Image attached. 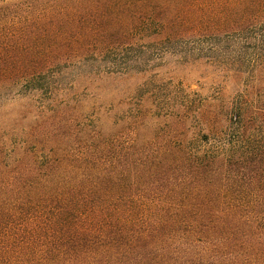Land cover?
Returning <instances> with one entry per match:
<instances>
[{
  "label": "trees",
  "instance_id": "1",
  "mask_svg": "<svg viewBox=\"0 0 264 264\" xmlns=\"http://www.w3.org/2000/svg\"><path fill=\"white\" fill-rule=\"evenodd\" d=\"M62 7L36 40L0 39V103H34V123L16 119L0 139V264H264V0ZM232 41L248 82L228 113L232 137L195 118L186 127L187 112L147 141L142 115H111L123 123L110 135L92 121L104 82L152 69L145 42L200 56L202 43Z\"/></svg>",
  "mask_w": 264,
  "mask_h": 264
},
{
  "label": "rangeland",
  "instance_id": "2",
  "mask_svg": "<svg viewBox=\"0 0 264 264\" xmlns=\"http://www.w3.org/2000/svg\"><path fill=\"white\" fill-rule=\"evenodd\" d=\"M64 4L65 0H0V7H11L8 13L10 15L0 19V39L23 41L25 44L36 40L40 29L51 22L47 14L52 19L51 23L56 24L59 19L56 14ZM205 25H211L210 21L205 22ZM16 26L21 27V30L26 29L27 34L10 35L9 29L12 32ZM143 45L150 46L155 52L150 53L155 57L151 64L152 69L145 75L104 82L97 97V104L100 103L102 111L92 121L102 124L104 133L110 135L120 130L122 120H127L130 114L142 115L146 119L138 137L147 141L154 136L168 135L170 126L175 121L173 117L187 112L189 119L186 127L191 126L195 118L197 122L205 125L213 122L223 132V137L228 133L232 137L234 128L228 123V113L246 94L248 84L245 75L236 71L238 68L234 61L239 58V54L233 52V41L222 45L219 52H208V44L202 43L204 52L200 56H172L160 53L157 45H149L147 42ZM186 46L189 49L195 47L191 44H178L181 50ZM11 53L20 56L42 54L38 49L28 51L25 48L13 49ZM93 93L96 96V90ZM94 95L87 96L85 101L94 103ZM33 105L34 103L25 100L0 103V139H8L9 127L16 119L24 117V126L34 123L33 117L26 112ZM127 111L129 114L125 116L124 112ZM114 114L118 119L123 117L118 123L119 127H115L109 119ZM226 124L232 127L227 128Z\"/></svg>",
  "mask_w": 264,
  "mask_h": 264
}]
</instances>
